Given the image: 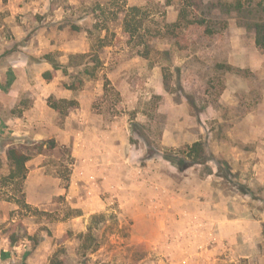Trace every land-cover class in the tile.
Returning <instances> with one entry per match:
<instances>
[{"label":"rangeland","instance_id":"obj_1","mask_svg":"<svg viewBox=\"0 0 264 264\" xmlns=\"http://www.w3.org/2000/svg\"><path fill=\"white\" fill-rule=\"evenodd\" d=\"M260 21L264 0H0V264H205L223 218L264 239ZM199 140L228 178L164 158Z\"/></svg>","mask_w":264,"mask_h":264},{"label":"crops","instance_id":"obj_2","mask_svg":"<svg viewBox=\"0 0 264 264\" xmlns=\"http://www.w3.org/2000/svg\"><path fill=\"white\" fill-rule=\"evenodd\" d=\"M259 138L260 135L255 132L254 139ZM217 227V245L208 250L205 264H239L242 261L246 264H264L261 221L223 218L219 219Z\"/></svg>","mask_w":264,"mask_h":264},{"label":"trees","instance_id":"obj_3","mask_svg":"<svg viewBox=\"0 0 264 264\" xmlns=\"http://www.w3.org/2000/svg\"><path fill=\"white\" fill-rule=\"evenodd\" d=\"M126 26L127 28L130 26L128 20L126 21ZM253 27L256 32V44L261 49H264V21L254 23ZM74 58H76V55L73 56V59ZM98 60H100L99 57L92 58V62H96ZM50 61L56 69L60 68L57 65L58 64L57 61H55L54 59H51ZM90 72L91 73L89 74L91 75L94 74L93 71H90ZM45 76L47 77V79L53 78V75L50 71L45 73ZM164 158L168 160L169 162L176 164L180 171H186L190 169L191 167L201 165V166H205L206 168H210L208 174L212 175L213 171L211 167L209 166V163L210 161H214L217 164L218 174L221 178H228V176L231 174V167L229 163L227 161L213 159L207 149L206 144L204 143V141H201V140L196 141L190 147L188 154L184 158L178 156L177 154L175 155L165 154ZM9 159L12 164L13 172H16V171L21 172V173L25 172L26 162L28 160L25 154H22L17 149H11L9 151ZM238 189L242 194L249 195L251 197L254 195L252 190L246 185L238 184Z\"/></svg>","mask_w":264,"mask_h":264}]
</instances>
